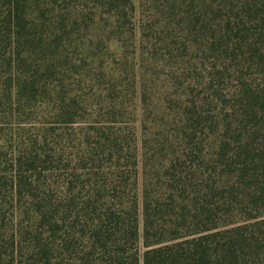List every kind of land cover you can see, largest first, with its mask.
Listing matches in <instances>:
<instances>
[{
    "label": "trees",
    "instance_id": "16d2710c",
    "mask_svg": "<svg viewBox=\"0 0 264 264\" xmlns=\"http://www.w3.org/2000/svg\"><path fill=\"white\" fill-rule=\"evenodd\" d=\"M0 264H264V0H0Z\"/></svg>",
    "mask_w": 264,
    "mask_h": 264
}]
</instances>
